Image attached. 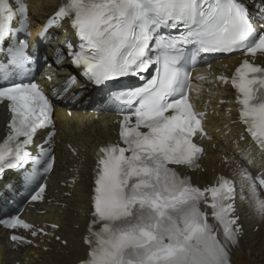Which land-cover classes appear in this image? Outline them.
I'll return each mask as SVG.
<instances>
[{
    "label": "snow or ice",
    "instance_id": "1",
    "mask_svg": "<svg viewBox=\"0 0 264 264\" xmlns=\"http://www.w3.org/2000/svg\"><path fill=\"white\" fill-rule=\"evenodd\" d=\"M260 4L264 8V0ZM29 20L25 0H0V49L16 66L30 62L29 45L8 42L14 32L28 30ZM65 23L75 37L64 42L72 66L107 89L108 103L122 115L118 140L96 152L85 254L77 264H232L242 232L237 200L264 216V172L252 171L257 157L245 148L231 177L201 187L181 174V168H201L206 150L198 141L212 139L206 114L189 99L184 62L189 53L192 59L200 53L242 57L230 78L219 79L237 93L239 121L264 162V11L245 0H62L41 38ZM0 105L7 112L0 187L15 189L11 180L5 183L8 173L23 185L35 180L30 164H41L45 175L54 170L55 105L32 80L0 85ZM40 132L43 144L34 158L29 149ZM27 199L53 203L46 185ZM0 227L9 230L13 248L34 243L23 233L69 243L55 235L59 224L29 222L19 212L0 218Z\"/></svg>",
    "mask_w": 264,
    "mask_h": 264
},
{
    "label": "bare ground",
    "instance_id": "2",
    "mask_svg": "<svg viewBox=\"0 0 264 264\" xmlns=\"http://www.w3.org/2000/svg\"><path fill=\"white\" fill-rule=\"evenodd\" d=\"M60 3H62L61 0H30L31 30L35 36L43 30L46 18ZM57 47L59 44H56L54 49ZM51 53H54V50ZM233 59L234 57H230L223 63L231 67ZM68 72L66 65L47 68L43 74L44 86L49 87L65 82ZM46 77H51V79L45 80ZM210 79L214 78L210 77ZM210 91L212 94L203 98L210 100L211 109H215L221 99H227L224 96L231 97L228 87L224 90L210 89ZM228 107H233V111L229 112ZM75 110L76 108L70 112L55 114L57 136L55 137L54 150L56 161L54 170L47 178L46 190V197L53 203H43L37 206V216L30 220V222L40 225L59 224L60 228L55 232V235L67 239L68 246H63L53 236H39L38 240L44 243L41 246H31L25 250L13 248L8 242V234L0 230V264H75L85 254L83 236L90 219L89 193L96 164L95 156L101 145L116 140L114 132H116L117 123L112 115L76 113ZM222 111L217 118L210 116V124L213 126L210 131L212 141L202 142L206 155L200 162L201 168L191 173L181 169L182 174L191 176L193 182L201 187L211 184L218 176L231 177L239 160L236 159L233 162L236 164L233 169L229 166L232 165L231 163H223V158H231L233 152L242 156L245 148H252L253 154L257 157L256 165L252 171L257 174L264 172V166H262L264 162L259 159L258 151L248 140L247 134L244 133V128L236 113V105L224 106ZM5 120L2 111L0 112V138L4 132ZM241 137H244L245 141ZM73 149L78 150L79 154H74ZM7 178L14 179V176L8 173L5 180ZM70 180H73V184L68 183ZM66 192L71 195H65ZM57 201L60 203H56ZM63 205H67V208H64ZM41 211L45 214L40 215ZM236 215L240 217L239 223L242 226V232L239 245L231 250L232 264H264L263 216L254 209H250L245 201L239 199L237 200ZM24 216L26 219H30L27 213ZM48 231L53 232L51 228Z\"/></svg>",
    "mask_w": 264,
    "mask_h": 264
}]
</instances>
